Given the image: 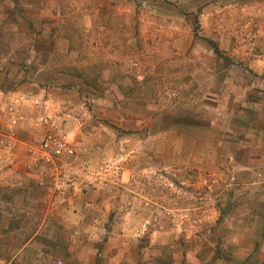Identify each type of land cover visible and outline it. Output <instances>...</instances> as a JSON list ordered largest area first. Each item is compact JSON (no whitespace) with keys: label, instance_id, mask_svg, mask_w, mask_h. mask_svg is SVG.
Masks as SVG:
<instances>
[{"label":"rangeland","instance_id":"obj_1","mask_svg":"<svg viewBox=\"0 0 264 264\" xmlns=\"http://www.w3.org/2000/svg\"><path fill=\"white\" fill-rule=\"evenodd\" d=\"M262 118L264 0H0V264H264Z\"/></svg>","mask_w":264,"mask_h":264},{"label":"built area","instance_id":"obj_2","mask_svg":"<svg viewBox=\"0 0 264 264\" xmlns=\"http://www.w3.org/2000/svg\"><path fill=\"white\" fill-rule=\"evenodd\" d=\"M41 148L44 151L52 153L53 155H56V156H63V155L73 156L74 155L73 150L69 146L63 144L61 141L57 140L51 135L47 136L43 140Z\"/></svg>","mask_w":264,"mask_h":264},{"label":"crops","instance_id":"obj_3","mask_svg":"<svg viewBox=\"0 0 264 264\" xmlns=\"http://www.w3.org/2000/svg\"><path fill=\"white\" fill-rule=\"evenodd\" d=\"M251 113H252V114L255 113L254 115L257 116V119H258V121L260 122L261 117H260L258 114H256V112L253 111V110H251ZM262 122L264 123V118H262ZM251 127H252V128H255V126H253V123H252ZM255 129H256V128H255ZM251 130H252V129H250V131H249L248 134H246V132H244V139H245L246 144H252V143L254 142V140H253V135H254V134L251 132ZM258 133H259V135H263V134H264V126H263L262 129H259V130H258ZM262 143H264V140H263ZM250 160H251V161H254V163H260V162L262 161V157H261V158H260V156H258V157H253V158L250 159Z\"/></svg>","mask_w":264,"mask_h":264}]
</instances>
